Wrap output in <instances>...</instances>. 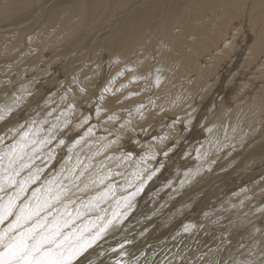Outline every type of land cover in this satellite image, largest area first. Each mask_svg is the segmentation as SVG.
I'll return each mask as SVG.
<instances>
[{
	"label": "bare ground",
	"instance_id": "1",
	"mask_svg": "<svg viewBox=\"0 0 264 264\" xmlns=\"http://www.w3.org/2000/svg\"><path fill=\"white\" fill-rule=\"evenodd\" d=\"M30 1L21 0V4L38 2ZM131 1L84 0L69 5L64 16L51 15L48 26H39L27 39L12 37L0 49L8 56L16 54L17 63L5 61L0 75L16 72L24 76L20 68L32 58L35 75L54 78L50 68L68 47L75 51L79 46L72 43L81 44L87 29L93 34L107 23L115 11L114 4L126 8ZM13 2L16 0H0L1 17L10 16L8 9ZM139 5L119 22L114 20L115 27L104 26L100 34L98 30L83 51L67 53L64 80L50 83L51 88L55 87L53 93L60 87L64 95L54 100V105L43 108L45 111L41 106L36 109L34 100L27 102L23 89L33 91L30 84H25L27 81L18 90L15 85L8 88V83L0 82V139L15 126L30 130L25 131L30 139L50 141L36 146L34 153H40L32 161L31 146L26 150L28 167L19 172L30 169L23 172L22 178L14 175V182L4 180V187L18 184L20 188L19 182L29 175L38 177L29 182L30 187L25 184L19 195V188L3 199L7 190L0 193V204L10 198L14 202L13 215L0 222L5 227L2 233L21 208L34 209L38 203L51 200L38 218L25 222L30 227L23 223L17 233L16 229L10 232L12 236L27 232L37 219L49 226L55 221L63 225L67 220V226L60 229L66 236L83 233L88 237L107 225L93 242L97 244L116 227L121 229L123 219L143 221L147 217L149 221L148 215L163 206L168 208L164 214L170 220L186 216V225L176 228L178 232L172 229L173 232L164 233L166 236L189 234L197 224L219 220L233 224L224 230L228 231L226 234L241 229L243 236H253L237 262L244 264L252 253L264 252V0H145ZM82 12L86 13L85 20ZM244 26L246 30L242 29ZM52 97L46 100L47 104ZM35 103L39 105V101ZM88 110L90 115L94 113L91 119L85 115ZM14 111V117L23 121L10 119ZM89 119L95 123L93 126H89ZM20 137L21 134L15 136L14 143ZM53 140L57 150L66 149L67 157L56 170L43 175L44 165L54 155V151L46 149ZM179 147L184 149L177 151L176 158L181 157V161L176 162L177 158L168 164L169 156L173 158L171 154ZM6 148L0 146V151ZM6 167L7 160L1 171L5 172ZM209 187L216 189L208 194L213 198L219 199V191L223 192L221 199L230 196L224 206L225 214L214 213L219 204L208 208L213 203L204 207L200 200L204 209L192 210L188 216L186 202ZM235 191L239 192L233 196ZM58 192L62 194L57 201L53 197ZM230 200L234 202L229 207L232 210L228 208L232 205L228 204ZM196 218L200 219L197 224ZM91 245L80 251L72 264H84L82 255L89 259L99 251L100 247Z\"/></svg>",
	"mask_w": 264,
	"mask_h": 264
},
{
	"label": "rangeland",
	"instance_id": "2",
	"mask_svg": "<svg viewBox=\"0 0 264 264\" xmlns=\"http://www.w3.org/2000/svg\"><path fill=\"white\" fill-rule=\"evenodd\" d=\"M41 1L42 0H38V2H40V3L34 1V2H32L33 4L30 3L28 6L22 5L23 3L21 2V0H16V2H13L14 4L11 3V6L8 9V12H10V16L8 15L5 18H3V17L0 16V30H1V33L4 34L3 35V34L0 33V47H4V46L6 47V43L9 40H11L12 37L14 38V37H17V36H21L22 37V40L24 38L27 39L30 35H32L34 33V31L39 26L45 25L44 28L47 27L48 25H46V24H48L50 22L51 15H55L56 17H58L59 14H60V16L62 14V16H64V15L68 14V12H69L68 10H69V8H71L70 6H73V5H76L78 3H81L84 0H78V1L77 0H43L42 2ZM85 1H87V0H85ZM88 1L89 2H92L93 0H88ZM144 1L145 0H132L129 4L126 5V8L125 7H118V6H116L117 3L114 4L115 11H113V13L111 14L112 16L109 18V20H108L107 23H105L104 25H102L101 28L98 27L97 29H95V31H94L93 34L89 32L90 31L89 29H87L86 32L83 33V36L84 37L81 38V44H78L77 45L75 43H72V46H79V47H77L75 49V51L71 47H68V49L66 50V53L63 54L60 57L59 62L56 65L51 66L50 69L52 71V75H54V78H52L51 75H49L50 77L48 79H47V75H45V76L44 75H35L36 72L34 70H33L34 73L32 72V67L33 66L31 64L34 61L31 58L26 64H24V65L22 64L23 66H21V68H20V69H22L21 71H24V76H23V74L16 73V72H15V74H12V73L10 74L9 73L10 76H11V79L9 78V81H8L9 74L8 73H5V75H3V76L0 75V78L6 77L7 79L6 78L5 79L4 78L3 79H0V82L8 83V84H5V86L7 85L8 88H10L9 87L10 85L11 86L15 85V87H16L15 89H17V88H19V86H21V84L23 82H26V81L28 82L29 81L28 83L26 82L25 84H30L33 87V91L32 92L30 90L28 91L27 88H24L23 89V92L25 90V92H24L25 95L28 96L27 102H30L31 101L29 104H31L33 102V100L35 102H38L39 101V105H37V103H35V102H33V103H34V106L36 107V109L39 106H41L42 110H43V108H48V107L54 105L56 103L55 101L59 100L64 95V92L62 91L63 90L62 88L60 90V87H58L57 88V91L55 93H53V90L55 89V87L51 88L52 85L50 83H53L54 81H57V80H59V81H63L64 80V75L63 74H64V72L66 70V68H65L66 63L64 62V60L66 61V55H67V53H69L70 51L72 52V50L75 53L76 52L83 51L85 49V47L90 43L92 37H94L95 34L97 35V31L98 30H99L98 31V34H100L105 29L104 26L105 27H108L109 25H111V26L115 27V25H112L113 22H114V20H117L119 22L120 20H122L123 18H125L126 15H128V13H130L131 11H134L136 9V7L138 8L140 6L139 3L140 4L141 3H144ZM49 3H51V4H49ZM134 4L137 5V6H134ZM22 6H24L25 9ZM65 8H67V10L66 11H63ZM122 8H124V9H122ZM132 9H134V10H132ZM12 10H16V11H13L12 12ZM52 12H54V13H52ZM82 13H83V15H82L83 20H85L86 13L85 14H84V12H82ZM84 15H85V17H84ZM33 17H35V18H33ZM74 17H77V16H74ZM113 17L116 18V19H114ZM119 17H122V18L119 19ZM6 18H8V20ZM42 18H43V20H41ZM86 19L87 20H90L89 17H87ZM7 21H9V23ZM25 21H27V22H25ZM5 22H6V24H5ZM32 22H34L35 25H32L33 24ZM69 22L72 23L73 21H69ZM108 23H110V24H108ZM16 24H17V26H16ZM26 25H28V29L29 30L26 28L27 27ZM10 26H12L13 28H11ZM14 26H15V29H14ZM24 28H25V30L27 32H24ZM11 29H13V30H11ZM242 29H245L246 30V26H244ZM4 30H6V31L4 32ZM13 33H15V34H13ZM0 51H1L0 52V55L3 56V57L0 56V74H2L1 69H2V66H4L3 63L8 60L7 61L8 63H13L15 65L17 63L18 56L16 54H13L12 56H8V55H6L4 49H0ZM2 52H4V53L1 54ZM70 56H72V55H70ZM51 57H52V55L48 56V59L47 60H49ZM38 58H37V60H38ZM1 61H2V64H1ZM105 71L108 73L109 70L108 69H105ZM25 72H27V73H25ZM30 74H32V75L30 76ZM40 74H42V73H40ZM33 78H34V80H33ZM13 80H15V81H13ZM10 81H11L12 84L9 83ZM18 84H20V85H18ZM22 86H24V85H22ZM60 92H62V93H60ZM31 95H32V97H31ZM50 96H53L52 97V100H51V103L50 104H47V101L46 100ZM39 98H41V99H39ZM82 109H85V107H82ZM89 110H90V107H89ZM89 110L85 113V115H87V116L89 115V117L91 119L94 116V113H92L90 115L89 114ZM43 111H45V110H43ZM15 113L16 112L14 111L9 117H10V119L11 118L12 119H15L16 118L15 120L18 121L19 120L18 116L17 117H14V114ZM90 119H89V121H90L89 122V126H93L95 123L93 122V120H90ZM21 121H23V119L22 120L20 119L17 123H19ZM17 123H15L16 126H17ZM81 127H82V125H81ZM14 128H15V126L13 127V131L8 132L7 135L3 136L2 139H0V146L8 147V146L12 145V143H14L15 136L18 138V135L22 134L23 132L25 133V131L26 132H29L30 131L27 128H22V127L15 128L16 130H14ZM83 131H84V129L81 130L80 132H77V134H78L77 137H80L81 136L80 134ZM16 132H18V133H16ZM53 141L55 143L52 142V143H50L49 145L46 146V149L47 150L54 151V153H53L54 155H52L51 161L48 164H45L44 165V167H43V175L45 173H48L51 170L52 171L56 170L57 167H59V165L62 163V161L67 157V151H66V149L59 147V149L57 150V148L55 147V146H57V143H56L55 140H53ZM53 144H55V146ZM179 148L180 149H177L173 153L174 155L171 154V156H173V158L169 156L170 159L168 160V164L171 162V160H174L175 161L178 158V157L176 158V156H178V154L182 150L184 151V149H182L183 147H179ZM62 149L65 150V152ZM60 150H61V152H60ZM176 152H177V154H176ZM39 153L40 152L34 153L33 154L34 158L31 159V161L34 160L36 158L37 154L39 155ZM37 161L38 160H35V162H37ZM178 161H181V157L176 160V162H178ZM56 164H58V165H56ZM46 165H47V167H45ZM29 169H30V167H29ZM29 169L26 170V171L19 172V175H16V177L18 178L21 175L19 178H22V176L24 174L23 172L26 173L27 171H29ZM6 175H7V173L2 172L1 171V168H0V179L3 178L1 180L2 181V184H3V182H4L5 178H6ZM47 175H49V173ZM17 186H18V184H14L11 187H7V186L4 187L3 186L4 189L0 190V193H3L6 190L7 191H6V193L2 194V197L1 198L3 199L5 196H9V194H11L15 190H17V188H19V186L18 187ZM26 186L28 188L31 185L29 186V182H28V183H26ZM212 188L213 187H209V188H207V190L204 189V191H202L199 195L192 196L191 198H192L193 201L190 198L187 199V200H191V201H187L188 203L186 202V205L189 206V208L187 210L188 216H189V214L191 215L195 209H202V208L204 209L205 205H207V203L208 204H211V202L213 204L209 205L208 208L213 207V205H215V203L216 204H219L220 206L217 205L218 208L214 211V213L220 214V215L225 214V211L226 210H225V207L224 206H225V203H227L226 202V199L229 198L230 196L221 199L223 192L218 190L219 192H218L217 196H218L219 199L213 198V197H211V196L208 195L209 192H210V190L211 191L212 190L213 191L216 190V189H212ZM10 191H11V193H10ZM235 192L232 193L233 196L236 195L239 191H235ZM232 194H231V196H232ZM201 196H202V198H201ZM207 197H210L211 199L209 198L208 201H205L207 199ZM200 200H201V203H202V201H203V203H205L203 205L204 207H202L201 206V203H199ZM190 202L194 206H192V204ZM221 204H224V205H221ZM228 204H232V205H228V208L231 207V206L232 207L234 206V202H231V200L228 202ZM166 210H168V208L166 209L163 206H160L159 210H156L155 213L149 214L148 217H151L150 220H149V221H151L150 223H149L147 217L144 218L145 221L147 220L146 222L144 220L143 221H131V219H129L128 217L125 218V219H123L122 220V228L121 229H119V227H116L114 229V231L111 232L110 234H108L107 236H102L101 239L98 241L97 244L93 243L91 245V247L92 246L93 247H97V246L100 247L99 248V251L97 253L93 254L91 257H89V259L88 258L85 259L84 256L82 255L83 253H81L79 255V256L82 255L81 256L82 263L85 262L84 264H133V263L134 264H143V263H145V264H149V263L152 264L151 262H153V264H184V263L185 264H229V262H230L231 264H237V262L241 258H243V254H244V252H246V250L248 248V245L247 244H248V241H250L249 237H253V236H243V234H242L243 231L241 229H238V230L234 231L232 234H226V233H228V231L225 232L224 230L227 229L228 226H233V224L230 223L228 220H222V221L219 220V221H213V222H206V221H204L201 225H199L197 223L199 222L200 219H197V218H196V224L197 225H195V229H192L193 231L190 232L189 234L183 233L182 235H178L177 234L178 236H166L165 234H167L168 231H169L168 233H170L172 231V229H175V231L178 232L179 230H177L176 228L179 229V227L181 228V226H185L186 225L184 223V220H183V216H184L183 214L180 215V217H177V218L174 217L175 219H171L170 220V218H168V215H165L166 212H167ZM211 210H213V209H211ZM230 210H232V209H230ZM161 216H163V218ZM184 217H186V216H184ZM160 219H162L161 222L159 221ZM168 220H169V222H168ZM7 221H8V219H7ZM172 222H174V223H172ZM143 223H146V224H143ZM176 223H178V224H176ZM224 223H227V224H224ZM166 224H167V226H166ZM23 226L30 227L31 225L25 223V224H23ZM142 227L144 229H142ZM157 227H160V228H157ZM3 228H5V227L3 225H1V223H0V233H2V229ZM134 228L137 229V231ZM138 228H139V230H138ZM163 228L165 229V231H164ZM167 228H170V229H167ZM145 229H146L147 232L142 233ZM124 230H126V233H124L125 232ZM149 230H150V232H149ZM17 231H18V228L16 229V233H17ZM157 231H159V232H157ZM221 231H224L225 234H222ZM217 232L218 233L220 232V233L217 234ZM121 233H122V235H121ZM193 233L194 234L196 233L195 235H197V236L193 235ZM9 234L10 235H13V233L12 234L9 233ZM123 234H124V236H123ZM159 234H160V236H159ZM215 234H217L218 236H214ZM185 235H187V236H185ZM172 241L174 243H172ZM149 245L151 247H149ZM88 247H90V246H88ZM140 247H141V249H140ZM228 248H229L230 251L229 250H226ZM90 250H92V248H90L89 251ZM206 250H208V251H206ZM215 251L216 252H220V253H216ZM133 252H134V254H133ZM209 252H211V253H209ZM230 253H231V255H230ZM178 254H180V255H178ZM228 255H230V256H228ZM79 256H78V258H79ZM85 256L87 257L88 255H85ZM141 256H143V257H141ZM145 257H146L147 260L144 259ZM147 257H149V259ZM263 257H264V252H261V253H252L251 255H249L247 257V260L245 262H243V263L244 264H255V263L256 264H264V258ZM168 258L169 259H172V260H169ZM181 258H183V259H181ZM74 260L75 259L72 260L71 264L76 261V260L75 261Z\"/></svg>",
	"mask_w": 264,
	"mask_h": 264
},
{
	"label": "snow or ice",
	"instance_id": "3",
	"mask_svg": "<svg viewBox=\"0 0 264 264\" xmlns=\"http://www.w3.org/2000/svg\"><path fill=\"white\" fill-rule=\"evenodd\" d=\"M3 119V116H0ZM49 140H33L29 138L28 133L21 134L20 140L8 146L3 151H0V167L7 160V167L4 171L7 173L6 181L14 182V175H19V171L28 167L25 161L27 149L31 146V151H37V145L49 143ZM63 143V141H61ZM71 150V149H70ZM38 177L29 175L25 180L20 181V188L17 193L24 190V185L34 181ZM3 189V184H0V190ZM61 192H58L53 197L59 200ZM36 197V193H33ZM38 199V198H37ZM51 203V200L38 203L34 209L21 208L20 212L15 214L16 219L9 225L8 229L0 233V264H71L72 260L80 251L88 247L102 233L107 225L100 228L95 235L88 237L83 233L79 235H65L60 229L66 227L68 221L65 220L61 225L58 221L53 222L51 226L43 224L37 219L32 228L27 232L21 231L18 236L9 235L13 229L19 228L23 223L31 220L33 217H39V214ZM14 202L12 198L7 203L0 204V222L9 216L13 215L12 209ZM109 223H111L109 221Z\"/></svg>",
	"mask_w": 264,
	"mask_h": 264
}]
</instances>
